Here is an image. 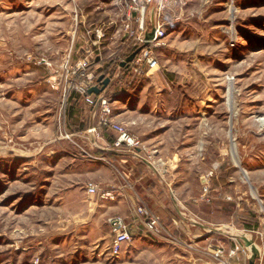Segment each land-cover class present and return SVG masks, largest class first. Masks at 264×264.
<instances>
[{"label":"rangeland","instance_id":"374dc122","mask_svg":"<svg viewBox=\"0 0 264 264\" xmlns=\"http://www.w3.org/2000/svg\"><path fill=\"white\" fill-rule=\"evenodd\" d=\"M125 3L0 0V264H248L243 237L253 243L248 257L264 264V0H172L161 16L170 33V21H179L190 40L207 46L202 65L188 64L193 78L177 88L195 112L173 129V198L183 205L171 218L151 211L160 221L158 236L146 235L155 244L132 240L112 258L111 240L102 239L109 232L100 227L92 240L76 225L77 195L59 186L69 180L70 159L89 160L92 153L85 131L73 135L68 126L64 96L76 93H65L64 78L55 75L74 66L72 52L94 28L126 21ZM134 43L118 44L114 65L100 72L113 73L127 57L119 53ZM102 45L88 44L82 59ZM130 77L133 85L140 78ZM199 107L208 109L201 117ZM152 152L165 178L169 163Z\"/></svg>","mask_w":264,"mask_h":264},{"label":"crops","instance_id":"0c3cea01","mask_svg":"<svg viewBox=\"0 0 264 264\" xmlns=\"http://www.w3.org/2000/svg\"><path fill=\"white\" fill-rule=\"evenodd\" d=\"M85 13L87 17L88 13ZM109 13L113 14L110 11ZM105 14L107 15V12ZM108 17L109 15L107 20H110ZM170 26L172 31L167 47L156 52L159 70L151 77H140L133 85L131 83L134 77H130L132 75L128 69L120 70V62L114 71L112 70L113 73L106 76L111 78L108 93L115 98L112 107L113 120L125 125L129 134L144 144L147 154L157 150L162 159L169 163L165 171L166 177L163 178L147 165L136 162L125 147L115 149L113 144L117 138L116 133L104 129L102 135L96 138L95 145L84 143L92 153L89 160L74 157L65 167V173L68 172L73 179L69 176L68 182L65 180L63 186H59V191L77 195L79 217L76 218V225L85 227L82 230H85L92 240L99 239L97 233L101 227L106 233L109 232V235L102 239L109 238L112 241L113 236L110 230H106L105 219L121 217L130 225L132 240H145L155 244L154 240L157 239L148 237L143 221L135 218V209L144 206L161 217H170L173 211L178 216V208L181 210L182 203L173 198V129L176 128L179 118L188 119V116L195 112L192 113L188 104L190 102L186 100V92L178 91L177 88L193 78L189 75L188 64L194 61L197 65H202L200 51L207 44L190 40L186 25L179 21H170ZM119 28L107 24L106 38L101 50L94 56L90 71L100 72L99 69L107 67L117 53L118 44L127 39L125 35L118 36ZM90 40L87 38L86 42L76 46L71 54L74 63L84 57V50L91 43ZM178 96L182 97L183 103L176 100L173 102V98ZM195 109L194 107L193 110ZM207 110L199 107L196 115L201 117ZM67 119L73 135L86 131L92 123L90 109L77 94H71L68 99ZM88 184L112 192L115 200L100 201L96 197L86 195ZM242 247L249 262L248 256L251 252L244 244Z\"/></svg>","mask_w":264,"mask_h":264},{"label":"built area","instance_id":"2783aa9c","mask_svg":"<svg viewBox=\"0 0 264 264\" xmlns=\"http://www.w3.org/2000/svg\"><path fill=\"white\" fill-rule=\"evenodd\" d=\"M124 1H126L125 4H120L121 10L127 9L128 13L126 21L120 26L119 31L123 30L122 35H126V38H131L132 41L135 42L132 47L134 51L140 49L130 63L128 70L132 76H136L137 78L151 77L159 70V64L154 55V51L165 47L164 41L170 33V29L167 24L161 20V16L163 12L168 9L172 0ZM183 1L184 0H178L180 3ZM148 36L149 38H147ZM88 37L91 39V45L97 47L105 40L106 31L101 26L96 27L89 33ZM89 58L90 59H81L76 62L74 66L69 67L65 65L64 75H55L56 80L60 82L64 78L65 93L71 90L74 91L83 99L85 105L90 109L92 123L83 133L84 139L95 145L96 138L100 137L103 129L113 131L117 135L116 141L113 144L115 149L125 147L136 162L145 164L155 172H159L158 168L154 165V153L147 154L145 147L140 141L129 136L123 127L112 121V97L106 95L107 90L98 96L88 94L91 88L98 87L96 83L97 76L90 71V65L94 60V56ZM125 58L126 57H124L120 63ZM120 70H122V68H120ZM106 78L111 79L110 77ZM67 79H71V81H66ZM57 87L58 84H56L55 89H57ZM65 96V100H68L66 94ZM226 155V150L220 151L221 157H225ZM208 178L209 177H206L205 181L208 180ZM85 191L88 196L96 197L100 201H114L116 198L112 192L102 190L93 184H88ZM207 193L208 188L205 184V186H203V196L205 197ZM134 216L137 220L143 221L147 234L155 237L158 236L160 221L150 210L144 206H138L134 211ZM106 225L113 235V240L109 247V255L112 258H117L123 248L129 246L132 242L130 225L125 223L120 217L108 218L106 220Z\"/></svg>","mask_w":264,"mask_h":264},{"label":"water","instance_id":"95a60500","mask_svg":"<svg viewBox=\"0 0 264 264\" xmlns=\"http://www.w3.org/2000/svg\"><path fill=\"white\" fill-rule=\"evenodd\" d=\"M127 36L125 35V38ZM149 38V36L147 37ZM140 51V49H136L133 53H131L129 56H127L120 64H119V67L122 68V69H128L129 68V65L130 63L133 61V59L135 58V56L138 54V52ZM97 60V59H96ZM98 87H93L91 88L89 91H88V94L89 95H94V96H98L100 95L101 93L105 92L107 90V88L109 87L110 85V79L109 78H106L104 75H100L98 78H97V81H96ZM241 241L243 242L244 244V247L247 248V249H252L253 247V243L251 241H248L246 238H241ZM257 259V256L254 255L251 259H249V262L248 264H255V261Z\"/></svg>","mask_w":264,"mask_h":264},{"label":"trees","instance_id":"16d2710c","mask_svg":"<svg viewBox=\"0 0 264 264\" xmlns=\"http://www.w3.org/2000/svg\"><path fill=\"white\" fill-rule=\"evenodd\" d=\"M134 52V50L132 49V50H126V51H122L121 53H119L121 56H129V54H131V53H133ZM114 61H110L109 62V64H110V66H109V68L110 67H112V65H114ZM108 71V70H107ZM98 72V73H96V76H97V78L100 76V75H107L108 74V72Z\"/></svg>","mask_w":264,"mask_h":264}]
</instances>
